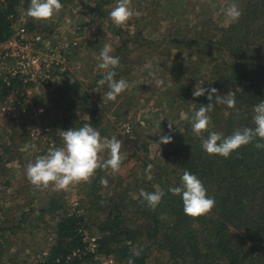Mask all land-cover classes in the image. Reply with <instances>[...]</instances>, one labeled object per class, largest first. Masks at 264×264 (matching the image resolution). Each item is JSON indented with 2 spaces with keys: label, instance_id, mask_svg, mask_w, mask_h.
I'll return each instance as SVG.
<instances>
[{
  "label": "rangeland",
  "instance_id": "rangeland-1",
  "mask_svg": "<svg viewBox=\"0 0 264 264\" xmlns=\"http://www.w3.org/2000/svg\"><path fill=\"white\" fill-rule=\"evenodd\" d=\"M241 1L132 0L134 16L126 28H119L109 16L117 0H61L63 8L51 21L33 20L27 15L30 0H20L17 25H40L49 34L48 39L74 38L79 46L69 50L72 72L68 77L56 87L26 86V100L18 113L11 116L0 113V227H13L4 236L8 243L3 241L0 264L12 263L9 254L20 261H34L47 251L52 243L50 228L55 215L47 211L41 213L40 209L48 205L51 195L57 204L66 206L67 212L81 204L82 194L87 192L85 183L68 190H37L27 179L26 165L50 149L62 147L60 131L82 127L89 119L84 110L86 106L96 110L97 121L93 128L99 130L102 138L116 136L122 141L121 170L115 175L110 169L104 170L107 186L103 185L100 191L103 196L115 191L119 192V198L124 196L130 202L142 189L151 188V174L163 171L162 163L179 161L173 139L167 144L158 142L160 136L176 137L178 133L191 132L195 114L191 99L196 85H201V80L197 82L191 76V54H200L204 47L203 41L193 47V26L210 16L218 25L227 26L231 22L225 10L233 3L239 7ZM101 3L102 13L97 7ZM105 44L112 47L111 54L121 61L122 67L117 69L115 79L124 78L130 84L116 101L104 98L107 84L99 83L105 75L97 67ZM210 62L206 60V68ZM146 64L152 65L155 78L149 77ZM209 70L203 72L200 68L207 82L211 77ZM18 84L7 89L0 85V102L15 100L19 96ZM184 114L188 120L182 119ZM102 158L107 159L108 153H103ZM149 164L153 165L151 172L147 171ZM92 190L93 185L89 193ZM90 206L93 207L86 204L78 211L89 219L85 234L97 239L99 232L93 219L101 215L102 210L96 205ZM135 208L138 209L129 208L132 220L137 219ZM141 245L148 264H171L167 255L158 251V243L155 240L153 243L150 233ZM92 258L96 261L110 258L113 264H118L114 256H106L99 250Z\"/></svg>",
  "mask_w": 264,
  "mask_h": 264
},
{
  "label": "trees",
  "instance_id": "trees-1",
  "mask_svg": "<svg viewBox=\"0 0 264 264\" xmlns=\"http://www.w3.org/2000/svg\"><path fill=\"white\" fill-rule=\"evenodd\" d=\"M4 3L0 9V42L11 35L16 25L20 0ZM102 4L97 5L100 13ZM239 8L242 16L238 22L221 26L210 16L193 26V47L201 41L204 47L200 54H191V76L197 82L201 80L204 88H216L221 96L229 91L236 94L239 112L214 102L209 113L212 130L224 136L236 129L254 127L253 107L264 100V0H242ZM23 24L29 31L49 35L40 25ZM206 60L211 61L207 68ZM200 68L203 72L210 69V81H206ZM0 85L3 86L1 80ZM191 103L196 112L210 101L206 93L192 97ZM84 110L89 116L85 124L94 127L96 110L89 106ZM203 135L206 138L208 133ZM172 139L179 161L162 163L163 171H154L149 180L151 188L147 192L159 187L165 193L156 210L150 209L140 195L130 198V202L124 196L119 198V192L115 191L103 196L100 181L105 178L104 170H98L91 183H85L87 192L73 211L67 212L66 206L57 204L53 195L48 205L40 209L41 213L55 215L50 228L52 243L41 253L43 256L34 261H20L9 254L11 264H100L89 252L81 259L68 258L75 249L86 247L83 236L89 229V219L78 211L86 204L101 208V215L93 219L99 232L97 247L100 253L114 256L118 264H128L130 258L134 264H148L141 244L149 233L153 243L154 240L158 243V251L166 254L171 264H264V149L249 144L227 159L209 155L202 149V140L194 134L192 126L191 132L178 133ZM4 151L7 152V147ZM185 170L198 176L208 195L215 199V208L209 215L196 219L185 215L181 197L169 192V188L181 185ZM91 185L93 192L89 193ZM131 206L138 208L134 211L136 220L129 217ZM11 229L0 227V250L3 241L7 245L4 236ZM133 247L140 250L139 256L132 255Z\"/></svg>",
  "mask_w": 264,
  "mask_h": 264
},
{
  "label": "clouds",
  "instance_id": "clouds-1",
  "mask_svg": "<svg viewBox=\"0 0 264 264\" xmlns=\"http://www.w3.org/2000/svg\"><path fill=\"white\" fill-rule=\"evenodd\" d=\"M132 0H117L116 6L110 11L109 16L113 24L119 28H126L132 20L134 12L131 8ZM63 8L61 0H30L27 8V15L35 21H51L60 13ZM225 15L230 22H238L242 16V11L237 4L233 3L225 10ZM112 47L105 44L100 51L97 65L105 75L99 81L101 85L107 84L108 91L104 98L109 101H116L130 84L124 78L115 79L116 69L121 68L120 58L113 56ZM150 78H155L156 72L151 64H146ZM162 83V81H161ZM210 103L207 106L201 105L195 112L191 120L194 134L201 138L202 149L209 155H218L229 158L233 152H237L241 147L253 144L257 149H264V100L253 107L254 115L252 122L254 127H244L236 129L231 135L224 136L223 133L213 131L212 120L209 113L214 109L215 104H224L229 109L239 112L236 104V94L229 91L221 96L216 88H204L199 83L193 90V97L204 96ZM213 96L215 100L213 101ZM182 119L188 120L187 114ZM172 131V124L168 125ZM204 133H208L204 137ZM60 136L63 146L53 148L47 154L38 156L34 162L26 165V176L28 181L37 190H68L70 187L81 183H91L98 170H111V174H118L122 164V141L116 136L110 139L102 138L98 129L90 124H84L80 128H70L61 130ZM172 142V136H160L159 144ZM107 152L108 158L103 159L102 154ZM153 165L147 166V171L151 172ZM100 183L107 186V180L101 178ZM173 195L180 196L183 203L184 214L196 219L209 215L215 208V199L208 195L203 182L195 174L185 170L181 177V185L169 188ZM140 197L147 203V206L156 210L162 203L165 193L159 187L154 192L140 191ZM132 255L139 256L140 250L132 248ZM128 264H134L130 258Z\"/></svg>",
  "mask_w": 264,
  "mask_h": 264
},
{
  "label": "built area",
  "instance_id": "built-area-1",
  "mask_svg": "<svg viewBox=\"0 0 264 264\" xmlns=\"http://www.w3.org/2000/svg\"><path fill=\"white\" fill-rule=\"evenodd\" d=\"M4 6V0H0V9ZM73 39L53 41L36 31H29L24 24L13 26L11 35L0 42V80L3 87L19 82V96L8 103L0 102L1 114L11 116L18 113L26 100V86L38 84L56 87L70 75L69 50L79 46ZM83 241L86 243L85 249H75L68 258L77 256L81 259L87 252L95 257L98 251L96 238L84 233ZM98 260L100 264H113L110 258Z\"/></svg>",
  "mask_w": 264,
  "mask_h": 264
}]
</instances>
